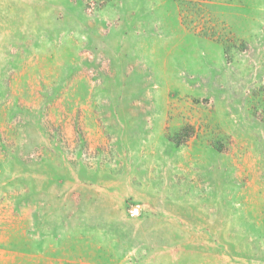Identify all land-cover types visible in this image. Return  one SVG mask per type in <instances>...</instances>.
Segmentation results:
<instances>
[{
  "label": "rangeland",
  "instance_id": "rangeland-1",
  "mask_svg": "<svg viewBox=\"0 0 264 264\" xmlns=\"http://www.w3.org/2000/svg\"><path fill=\"white\" fill-rule=\"evenodd\" d=\"M0 264H264V0H0Z\"/></svg>",
  "mask_w": 264,
  "mask_h": 264
},
{
  "label": "trees",
  "instance_id": "trees-1",
  "mask_svg": "<svg viewBox=\"0 0 264 264\" xmlns=\"http://www.w3.org/2000/svg\"><path fill=\"white\" fill-rule=\"evenodd\" d=\"M186 131H188V136L192 133V129L190 127H187Z\"/></svg>",
  "mask_w": 264,
  "mask_h": 264
},
{
  "label": "water",
  "instance_id": "water-1",
  "mask_svg": "<svg viewBox=\"0 0 264 264\" xmlns=\"http://www.w3.org/2000/svg\"><path fill=\"white\" fill-rule=\"evenodd\" d=\"M138 212H139V209H135V210H134V213H138Z\"/></svg>",
  "mask_w": 264,
  "mask_h": 264
}]
</instances>
